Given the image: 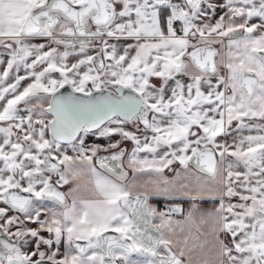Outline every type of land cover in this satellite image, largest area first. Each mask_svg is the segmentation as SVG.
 Returning <instances> with one entry per match:
<instances>
[{
	"label": "snow or ice",
	"instance_id": "snow-or-ice-1",
	"mask_svg": "<svg viewBox=\"0 0 264 264\" xmlns=\"http://www.w3.org/2000/svg\"><path fill=\"white\" fill-rule=\"evenodd\" d=\"M0 264H264V0H0Z\"/></svg>",
	"mask_w": 264,
	"mask_h": 264
}]
</instances>
